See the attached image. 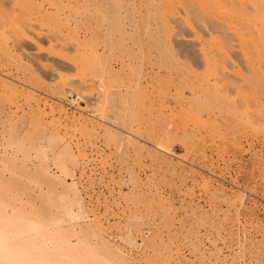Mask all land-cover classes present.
<instances>
[{
  "label": "rangeland",
  "instance_id": "obj_1",
  "mask_svg": "<svg viewBox=\"0 0 264 264\" xmlns=\"http://www.w3.org/2000/svg\"><path fill=\"white\" fill-rule=\"evenodd\" d=\"M208 1L0 0V230L25 259L55 264L79 201L130 264H264V14Z\"/></svg>",
  "mask_w": 264,
  "mask_h": 264
},
{
  "label": "bare ground",
  "instance_id": "obj_2",
  "mask_svg": "<svg viewBox=\"0 0 264 264\" xmlns=\"http://www.w3.org/2000/svg\"><path fill=\"white\" fill-rule=\"evenodd\" d=\"M200 2L202 0H199ZM206 0H204L205 2ZM208 1V0H207ZM215 1V0H213ZM219 1V0H218ZM227 1V0H226ZM230 2L228 3V7L226 6L225 7V3L224 5L221 4L222 6V10L225 11V13H241L243 15H246L247 17L249 15H247V8L248 6H253L254 7V13H258V15L260 16L261 12L264 14V0H229ZM211 2V1H210ZM208 1V3H210ZM228 2V1H227ZM226 2V3H227ZM214 3V2H213ZM213 3L211 5H213ZM217 3V2H216ZM215 3V4H216ZM222 3V2H220ZM218 3V4H220ZM213 6H216V5H213ZM221 6H217L218 8L221 7ZM228 8V9H227ZM221 10V8H220ZM221 10V11H222ZM250 10V8H249ZM250 11H253V10H250ZM259 11H261L259 13ZM228 14L231 15V14ZM232 13V14H233ZM252 14V13H251ZM258 15H257V18H258ZM232 16V15H231ZM242 16V15H241ZM256 16V15H255ZM255 16H253L254 19H257ZM264 16V15H263ZM261 16V19L262 17ZM236 18V16H234ZM243 17V16H242ZM241 17V18H242ZM251 17V16H250ZM231 18V17H230ZM233 18V17H232ZM233 18V19H235ZM238 19H239V15H238ZM237 19V20H238ZM232 20V19H231ZM236 20V19H235ZM236 20V21H237ZM244 20V19H243ZM240 21H242V19H240ZM239 21V24H242L245 25V21L244 22H241L240 23ZM247 21V20H246ZM254 21V20H253ZM259 21V20H258ZM263 21V20H262ZM235 22V21H234ZM249 22V21H248ZM251 22V21H250ZM236 23V22H235ZM234 23V24H235ZM254 23V22H253ZM264 23V21H263ZM238 24V22H237ZM238 24V25H239ZM262 24V23H261ZM248 25V24H247ZM255 26V24H254ZM236 27V25H235ZM259 28V26H256ZM263 27H264V24H263ZM241 28H242V25H241ZM247 28H249V26H247ZM255 28V27H254ZM262 26H260V30H263ZM236 29V28H235ZM244 29V28H243ZM251 29L252 31L255 30V29ZM250 30V31H251ZM240 31H243L242 29H240ZM249 31V32H250ZM256 31V30H255ZM259 31V30H258ZM245 32H248V29L245 30ZM260 32V31H259ZM262 32V31H261ZM264 32V30H263ZM250 33H254V32H250ZM258 33V32H257ZM236 34V33H235ZM244 34V32H243ZM243 34H240V35H243ZM251 34V35H252ZM262 34V33H261ZM264 34V33H263ZM255 34H253L254 36ZM260 35V34H259ZM246 36V35H244ZM250 36V35H249ZM239 37V35H238ZM242 37V36H241ZM260 37V36H259ZM263 37V36H261ZM260 37V38H261ZM246 38V37H245ZM244 38V39H245ZM259 38V39H260ZM248 40V39H247ZM252 41V40H251ZM262 42L264 41V39L261 40ZM245 42V41H243ZM253 42V41H252ZM250 44V42H249ZM257 44V42H256ZM263 44V43H262ZM253 45V44H251ZM261 45V44H260ZM259 45V46H260ZM15 46V45H14ZM17 46V45H16ZM15 46V47H16ZM256 46V45H255ZM258 46V45H257ZM21 47V46H20ZM245 47V46H244ZM14 48V47H13ZM253 48V47H251ZM263 48V47H262ZM260 48V50L262 49ZM8 49V48H7ZM22 49V47H21ZM20 49V50H21ZM248 49V48H247ZM250 49V48H249ZM248 49V50H249ZM18 50H19V46H18ZM247 50V51H248ZM258 50V51H260ZM263 50V49H262ZM10 51V50H8ZM257 51V53H258ZM9 53V52H8ZM249 53V52H248ZM261 54V52H259ZM258 53V54H259ZM264 54V53H263ZM262 55V54H261ZM258 56V55H257ZM263 57V56H262ZM261 58V57H260ZM259 58V59H260ZM262 60V59H261ZM264 62V59L263 61ZM109 67V66H108ZM107 68V67H106ZM110 69V67H109ZM109 71V70H108ZM78 97V96H77ZM79 99L82 98L81 96L78 97ZM75 101V100H74ZM77 102V101H76ZM3 121V120H2ZM83 126V125H82ZM63 127L66 129V125H63ZM77 208L80 209V202L78 201L77 203ZM79 209L77 210H70L68 211V219L66 220L68 223H66V225H62V222L63 221H56L53 223V226L51 228V234L53 236V238L56 240V242H54V244H52L50 246L51 248V253L52 255L54 256V258L56 259V262L55 264H130V260L134 258V256L132 255L131 251L130 250H126V249H122L121 247L119 248L117 245H114V244H110L108 243V240L107 239H103V238H100L98 239L97 242H90L88 239V234H87V229L89 227H91V224L90 221L92 219H89L87 218L88 216L86 215H82L79 211ZM76 211V212H75ZM86 216V217H85ZM82 219V221L80 220ZM78 220H80L82 223H84V226L83 227H77L78 225H76L78 222ZM74 222H77L75 223V226H72L74 225L73 223ZM127 235V234H126ZM128 236V235H127ZM132 238V237H130ZM127 239V237L125 238ZM123 239V240H125ZM129 239V238H128ZM126 242L129 244V246L131 247H136L137 246V243H135V241L132 239H129V240H126ZM125 242V243H126ZM126 243V245H127ZM43 247L46 249V246L43 245ZM139 247V246H138ZM137 247V248H138ZM131 248V249H133ZM48 249V248H47ZM46 257V254H45V251L43 252L42 254V257ZM132 264V263H131Z\"/></svg>",
  "mask_w": 264,
  "mask_h": 264
},
{
  "label": "snow or ice",
  "instance_id": "obj_3",
  "mask_svg": "<svg viewBox=\"0 0 264 264\" xmlns=\"http://www.w3.org/2000/svg\"><path fill=\"white\" fill-rule=\"evenodd\" d=\"M0 264H35V262L25 259L21 252L15 251L0 230Z\"/></svg>",
  "mask_w": 264,
  "mask_h": 264
}]
</instances>
